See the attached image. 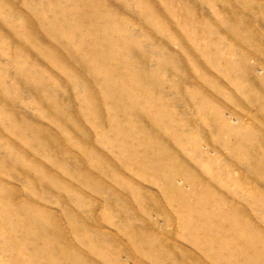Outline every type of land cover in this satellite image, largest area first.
<instances>
[{
    "label": "rangeland",
    "instance_id": "374dc122",
    "mask_svg": "<svg viewBox=\"0 0 264 264\" xmlns=\"http://www.w3.org/2000/svg\"><path fill=\"white\" fill-rule=\"evenodd\" d=\"M0 264H264V0H0Z\"/></svg>",
    "mask_w": 264,
    "mask_h": 264
}]
</instances>
